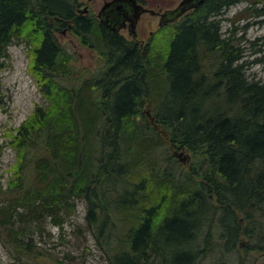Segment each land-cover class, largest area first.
Instances as JSON below:
<instances>
[{"label": "trees", "instance_id": "obj_1", "mask_svg": "<svg viewBox=\"0 0 264 264\" xmlns=\"http://www.w3.org/2000/svg\"><path fill=\"white\" fill-rule=\"evenodd\" d=\"M239 1L202 0L141 50L78 13L80 0H0V68L26 41L50 100L10 135L16 179L0 183V239L18 264H70L34 232L46 219L62 227L76 200L109 264H246L224 256L264 252V81L249 78L237 25L222 31L217 17ZM248 2L241 12L260 14L264 0ZM69 23L107 58L88 85L57 37Z\"/></svg>", "mask_w": 264, "mask_h": 264}, {"label": "rangeland", "instance_id": "obj_2", "mask_svg": "<svg viewBox=\"0 0 264 264\" xmlns=\"http://www.w3.org/2000/svg\"><path fill=\"white\" fill-rule=\"evenodd\" d=\"M80 0V9L84 3ZM179 0H150L147 6L158 9H165L174 6ZM249 0H240L218 14L222 31H228L233 24L237 25L234 38H238L241 47L244 49V61L247 73L255 79L264 81V7L257 4V11L260 14L243 11ZM103 0L92 1L90 8L97 10ZM241 12V13H240ZM239 17V18H238ZM234 19V23L230 20ZM158 17L148 13L143 14L138 23V37L149 45L162 38V35L170 33L171 26H157ZM150 23V24H149ZM152 31V34H150ZM127 35L126 31H122ZM69 28L64 32H58L57 37L68 55V63L73 70V75L81 78L97 74V66L103 61L97 56V51L88 43L81 41ZM29 45L22 39H15L8 47V59L0 68V183L3 188L7 181H14V171L18 158L15 151L9 146L10 135L15 133L16 128L32 112L34 106H47L50 104L48 97H45L40 88V78L32 66L29 54ZM86 75V76H85ZM151 103H143V110L151 109ZM147 143L151 144V140ZM179 152V151H177ZM185 164L189 159L186 149H182ZM73 213L64 221L62 227H58L46 219L42 227L35 229L34 238L38 242L43 253L62 259L66 263L79 264H109L102 252L95 244L94 238L85 220V206L82 200H76ZM243 240V239H242ZM241 243V242H240ZM45 255V259L47 256ZM224 257L230 262L237 263L243 258L246 264H264V252L245 251L238 246L234 251L226 253ZM212 259L211 255L204 258L202 264H208ZM0 264H18L13 259L0 239Z\"/></svg>", "mask_w": 264, "mask_h": 264}, {"label": "flooded vegetation", "instance_id": "obj_3", "mask_svg": "<svg viewBox=\"0 0 264 264\" xmlns=\"http://www.w3.org/2000/svg\"><path fill=\"white\" fill-rule=\"evenodd\" d=\"M92 1H95V0L83 1V3H84L83 9H80V6H81V3H80V6L77 9V12L82 14V15L93 16L95 20H97L102 25L106 26L111 32L117 33V34L123 36L126 40L135 43L138 48L143 50L146 46V43L144 45V43L141 41V39H139L138 29H137L138 23H139L140 18L143 14L148 13L152 16H157L158 17V21H157L158 27H162V26H166V25H172V24L176 23L177 21H179L181 19V17L184 16L186 13H188L192 9H195L202 0H200V2L195 7H192L190 9L186 10L178 18L169 19V20H167L166 18H163L162 13H164L167 10L174 9L181 0H179L174 6L167 7L165 9H161V8L155 9V8L147 6V3L150 2V0H136L137 3L141 4L146 9H151L152 12L143 11L139 15L137 22H136V25H135V33H136L135 36H133L129 32L130 21H129L128 17L130 16V12H129V9L127 8L126 3H123L120 6V8H117L116 5L112 4L105 11L100 12L102 6L106 2L114 1V0H103V3L101 4V6L99 7V9L96 12L95 10H92L90 8ZM122 31H126L127 35L124 34ZM61 32H63V31L61 30ZM150 34H152V31H150ZM74 35L76 36V34H74Z\"/></svg>", "mask_w": 264, "mask_h": 264}, {"label": "water", "instance_id": "obj_4", "mask_svg": "<svg viewBox=\"0 0 264 264\" xmlns=\"http://www.w3.org/2000/svg\"><path fill=\"white\" fill-rule=\"evenodd\" d=\"M199 2H200V0H181L174 9L165 11L164 13H162V16H163V18H166L167 20L176 19L181 14H183L186 10H188L192 7H195ZM123 3L127 4V8L129 9V12H130V16L128 17V19L130 21L129 32L133 36H135V34H136L135 33V25H136V22H137L139 15L143 11L152 12V10L144 8L141 4L137 3L136 0H114V1L106 2L102 6L100 12L105 11L112 4L116 5L117 8H120V6ZM63 31H65V29H63Z\"/></svg>", "mask_w": 264, "mask_h": 264}, {"label": "bare ground", "instance_id": "obj_5", "mask_svg": "<svg viewBox=\"0 0 264 264\" xmlns=\"http://www.w3.org/2000/svg\"><path fill=\"white\" fill-rule=\"evenodd\" d=\"M71 24H69L68 25V27L70 26ZM97 56L99 57V55L97 54ZM99 59H101V61H103V62H106L107 61V58H103V57H99ZM86 76V75H85ZM252 76H250L249 75V78H251ZM91 78H90V76H87V77H84L83 79H80L79 80V83H83V82H85L87 85L89 84V83H91V80H90ZM85 80V81H84ZM69 81H71V82H73L74 81V79L73 78H68L67 79V82H69ZM147 115H148V117L149 118H151V119H153L152 118V116H151V114L149 113V111H148V113H147ZM183 149V148H182ZM182 149H178V148H174V147H170V152H171V154L173 155V157L174 158H176V159H178L179 160V162L180 163H184L185 164V162H184V156H181L182 155ZM177 151H179V152H177ZM186 159V158H185ZM189 160V159H188ZM187 163H188V161H187ZM186 163V164H187ZM242 239H244L243 237H242ZM241 239V240H242ZM209 255H207L206 257H208Z\"/></svg>", "mask_w": 264, "mask_h": 264}]
</instances>
